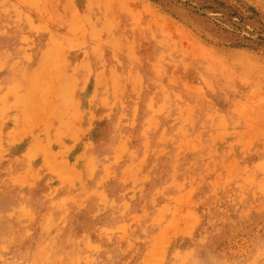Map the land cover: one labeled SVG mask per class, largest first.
Returning a JSON list of instances; mask_svg holds the SVG:
<instances>
[{
  "label": "rangeland",
  "instance_id": "374dc122",
  "mask_svg": "<svg viewBox=\"0 0 264 264\" xmlns=\"http://www.w3.org/2000/svg\"><path fill=\"white\" fill-rule=\"evenodd\" d=\"M0 264H264V0H0Z\"/></svg>",
  "mask_w": 264,
  "mask_h": 264
}]
</instances>
